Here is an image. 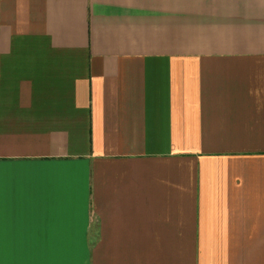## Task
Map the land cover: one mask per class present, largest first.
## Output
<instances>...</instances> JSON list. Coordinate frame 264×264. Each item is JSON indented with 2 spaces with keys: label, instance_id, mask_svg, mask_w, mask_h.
Segmentation results:
<instances>
[{
  "label": "crops",
  "instance_id": "1",
  "mask_svg": "<svg viewBox=\"0 0 264 264\" xmlns=\"http://www.w3.org/2000/svg\"><path fill=\"white\" fill-rule=\"evenodd\" d=\"M0 264H264V0H1Z\"/></svg>",
  "mask_w": 264,
  "mask_h": 264
},
{
  "label": "built area",
  "instance_id": "2",
  "mask_svg": "<svg viewBox=\"0 0 264 264\" xmlns=\"http://www.w3.org/2000/svg\"><path fill=\"white\" fill-rule=\"evenodd\" d=\"M1 1V0H0Z\"/></svg>",
  "mask_w": 264,
  "mask_h": 264
}]
</instances>
